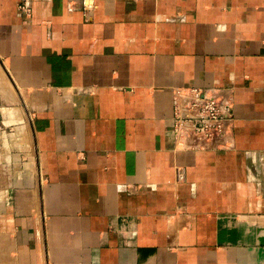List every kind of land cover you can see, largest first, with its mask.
Instances as JSON below:
<instances>
[{
  "label": "crops",
  "instance_id": "crops-1",
  "mask_svg": "<svg viewBox=\"0 0 264 264\" xmlns=\"http://www.w3.org/2000/svg\"><path fill=\"white\" fill-rule=\"evenodd\" d=\"M0 0V264H264V0ZM233 89V147L181 148L172 90ZM178 169V171H176Z\"/></svg>",
  "mask_w": 264,
  "mask_h": 264
},
{
  "label": "built area",
  "instance_id": "built-area-1",
  "mask_svg": "<svg viewBox=\"0 0 264 264\" xmlns=\"http://www.w3.org/2000/svg\"><path fill=\"white\" fill-rule=\"evenodd\" d=\"M84 22L97 8L95 0H81ZM24 18L31 15L29 0L18 5ZM233 89L178 87L172 90L171 133L181 148L229 150L233 147ZM178 171V169H176Z\"/></svg>",
  "mask_w": 264,
  "mask_h": 264
}]
</instances>
